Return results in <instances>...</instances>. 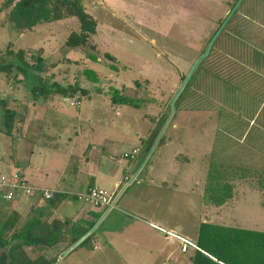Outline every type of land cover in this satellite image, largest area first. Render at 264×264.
Listing matches in <instances>:
<instances>
[{
    "label": "rangeland",
    "instance_id": "obj_1",
    "mask_svg": "<svg viewBox=\"0 0 264 264\" xmlns=\"http://www.w3.org/2000/svg\"><path fill=\"white\" fill-rule=\"evenodd\" d=\"M3 2L0 0V9ZM116 2L118 8L106 6V0H81L85 12L97 24L93 37L100 57L97 63L86 58L84 49L63 46L68 34L79 28L75 19L21 32L6 23L0 10V65L14 61L5 54L10 44L15 52L26 51L28 62L34 51L42 49L52 62L71 61L57 66V81L66 85L79 77L89 90L78 107L71 105L77 100L59 96L47 104L39 101L46 107H37L44 124L33 126V130L38 129L35 138L31 137L32 129L23 136L15 131L7 135L0 122V175L22 172L33 187L69 193H64L66 198L55 211L56 217L66 218L74 208L88 204L82 195L89 188L112 193L107 168L112 172V165L118 164L120 181L129 178L122 182L121 189L140 173L122 192L121 200L131 191L139 195L141 183H161L166 187L161 188L163 193L158 189L143 195L150 204L147 207H154L149 216H163L164 229H173L191 242L204 222L263 232L264 197L258 196V191L236 184L235 205L212 207L203 203L209 165L264 168V29L243 19L250 11L249 3L253 5L255 0H237L231 13H224L227 4L213 5L204 0ZM251 16L264 27V14ZM221 19L223 27L214 34ZM210 38L208 54L183 86L184 77L207 49ZM105 53L115 58L117 70L110 68L112 63L103 57ZM84 69L94 70L100 83L87 82L82 75ZM20 79L15 71L10 77L0 72V99L7 100L8 107L19 113L26 100L32 101ZM135 81L148 84L137 89ZM111 87L134 101L142 99L140 107L115 105L111 94L97 91ZM159 120L163 125L144 157L142 142L159 126ZM135 149L139 153L133 159L124 157ZM37 199L34 196L29 201ZM29 207L28 203L21 205L23 218ZM157 235L151 237L152 246L156 241L158 248L174 250L172 260L165 264L184 258L178 244L170 245ZM80 244L60 263L86 264L91 248L100 245L94 235ZM58 252L56 249L46 255L52 257ZM34 254L30 252V256ZM158 260L155 264L163 261Z\"/></svg>",
    "mask_w": 264,
    "mask_h": 264
},
{
    "label": "trees",
    "instance_id": "obj_2",
    "mask_svg": "<svg viewBox=\"0 0 264 264\" xmlns=\"http://www.w3.org/2000/svg\"><path fill=\"white\" fill-rule=\"evenodd\" d=\"M0 10L5 13L6 23L12 29L21 32L32 31L41 24L75 19L79 28L68 34L63 46L84 49L87 59L94 63L100 62L97 45L93 39L97 33V24L85 12L81 0H4ZM224 19L219 21L220 27ZM219 26L214 34L220 29ZM10 48L11 44L5 54L6 57H13L14 61L0 65V72L10 77L11 72L15 71L16 78L21 76L20 82L26 85L32 100L47 102L59 96L75 99L79 103L82 98L89 96V90L82 86L79 77H74L73 82L66 85L54 77L57 66L65 61L71 62L70 60L61 59L52 62L50 57H45L43 50L39 49L33 52L28 62L25 59L26 51L15 52ZM103 57L112 63L109 65L111 69L117 70L113 56L105 53ZM82 75L93 85L100 83L99 75L92 69H84ZM144 84L148 82H134L137 89ZM97 91L111 94V102L115 105L124 104L137 108L140 107L142 100L129 99L114 87L107 91L99 88ZM0 111L2 113L0 122L4 133L11 135L15 131L20 136L23 135L25 114L8 107V101L5 99H0ZM162 125L163 122L159 120V126L150 130L148 137L142 142L144 157L151 150ZM138 150H133L137 151L134 155L133 151L127 155L132 156L133 159L139 153ZM206 174L203 192L205 206L222 207L231 203L235 196L236 184L250 185L256 191L264 193V168L260 170L211 164ZM65 198L66 195L55 193L50 200L42 204H40L41 200L37 199L31 202L24 218L15 210L10 211L9 207H4L5 202L0 199V253L6 254V264H56L61 253L95 226L94 223L88 228H82L67 219H52L54 211ZM100 216L101 214L95 215L97 220ZM93 235L94 232L80 245L90 241ZM192 244L195 248L189 247L183 253L188 254L190 264H264V232L204 222L199 225L197 237ZM56 249H59L56 255L52 257L46 255L47 252ZM30 252L35 253L34 256H30Z\"/></svg>",
    "mask_w": 264,
    "mask_h": 264
},
{
    "label": "crops",
    "instance_id": "obj_3",
    "mask_svg": "<svg viewBox=\"0 0 264 264\" xmlns=\"http://www.w3.org/2000/svg\"><path fill=\"white\" fill-rule=\"evenodd\" d=\"M106 2V6L109 4V7L118 8L116 0H106ZM204 2L213 5L218 4L220 6H222V4H227L228 6L226 10H224V13H228L231 11L230 9L232 7L236 6L235 4L237 0H204ZM250 3V6L248 7L250 11L245 12L246 15L243 19L246 22H251L252 24L256 25L255 28L257 27L258 29H264L262 24L258 23V21L254 20L255 18L251 16L254 14H264V0H255L253 5ZM255 6H258L260 9ZM232 12H234V9ZM23 97L26 98L27 95ZM44 103L47 104L46 102ZM45 104H41L39 101L34 100H32L30 103L29 100H26L24 109L20 111V113L25 114V121L23 123L24 134L25 131L32 129L31 137H36L35 133L38 132V129L33 130V126H42L44 124L40 116L38 115L40 114V112L38 111L37 107H46ZM104 152L108 153L110 156L112 155V151L109 153L107 150H105ZM112 170V172H109L107 168V173H109L107 174V177H109V180L111 181L110 184L111 188L113 189L112 192H115L117 189H119L123 190L124 193L125 189L127 190L128 187H131L136 182L134 181L131 184L127 183L123 187V189H121V184L123 181H125V178L123 179V181H120L121 179L119 178V165H112ZM20 175L28 182L22 172H20ZM139 177L140 173L132 178H135L136 180ZM126 178L128 177L126 176ZM242 186H244V188L246 189L255 190L250 185ZM163 187L164 186H162L161 183L154 184L153 181L149 182L148 184L141 183V187L138 190H142V192L139 195H135L134 191H131L129 197L124 201L121 200L122 196H120L117 201L116 207L112 210H106L102 212L101 209L95 208L90 204H83L82 206L79 205V208H74V210H71L70 216L66 218L56 217V209L54 211L52 219H67L73 224L78 225L82 228H88L94 223L95 225L96 223L98 224L93 232L94 237L96 236V238L99 240L100 245L94 244V246L91 248L92 251L88 253V255L86 256V260L84 261L86 262V264H155L156 262H154V260H158L159 258L160 259L158 261L163 260L160 264H165L166 261L170 262L174 254V250L171 249V247L158 248V246L155 245L156 241L152 246L151 237L159 236L157 234H161L163 236L162 240L168 242L170 245L178 244L180 248V254L185 255L184 258H182V256L177 257L174 261V264H190L187 258V254H183L181 252V244L178 240L179 238H186L178 235L173 229H164L163 225L161 224L162 221L164 222L163 216L160 215L159 218H156L153 215L149 216V212H153L154 207H147L150 204L145 202L147 200H144L143 195L144 193L147 194L148 191L158 190ZM39 188H41V186ZM42 188L52 190L45 187ZM159 192L163 193V189H161ZM64 193L69 195V193L65 191L59 192V194ZM258 196L263 198L264 193L258 191ZM236 199L237 198L235 194L233 201L230 203L232 206L236 204ZM34 201L35 200H33L32 202ZM25 203H28L30 205L31 201H29V198L18 195L12 202H5L3 205L4 207H9L8 209L10 211L15 210L20 214L21 212L19 210L21 208V205H24ZM67 208L70 210L69 207ZM96 214H101V217L98 220L95 217ZM194 239H196V236Z\"/></svg>",
    "mask_w": 264,
    "mask_h": 264
},
{
    "label": "built area",
    "instance_id": "obj_4",
    "mask_svg": "<svg viewBox=\"0 0 264 264\" xmlns=\"http://www.w3.org/2000/svg\"><path fill=\"white\" fill-rule=\"evenodd\" d=\"M72 106H79L78 102L71 103ZM137 151H133V155ZM129 155L124 154L125 158ZM132 159V156H129ZM129 178H125V182H128ZM135 178H132L129 182L131 184ZM123 190L117 189L115 192L108 193L106 190L93 187L89 188L88 191L82 195L84 202L90 204L91 206L111 210L116 207L117 201L120 198ZM55 194L52 190H47L43 188L31 186L18 172H12L11 174L0 175V199L3 202H12L18 195H22L26 198H36L48 201ZM181 244V252L184 253L189 247H194L191 241L179 238Z\"/></svg>",
    "mask_w": 264,
    "mask_h": 264
},
{
    "label": "water",
    "instance_id": "obj_5",
    "mask_svg": "<svg viewBox=\"0 0 264 264\" xmlns=\"http://www.w3.org/2000/svg\"><path fill=\"white\" fill-rule=\"evenodd\" d=\"M227 19V18H226ZM223 27V24L221 25L219 32L221 30V28ZM212 45V41H210V43L208 44V47L206 49V51L197 59V61L193 64L192 69L190 70V72L186 75L184 82H183V86L186 84V82L188 81V79L190 78L195 66L208 54V51L210 50V47ZM101 220V219H100ZM99 220V222H100ZM98 224H96L86 235H84L83 237H81L79 240H77L76 242H74L67 250H65L63 253H61L59 255V259L56 262V264H60V259H63L71 250H73L76 246H78L82 241H84L97 227ZM7 262V256L6 254L3 252L0 256V264H6Z\"/></svg>",
    "mask_w": 264,
    "mask_h": 264
},
{
    "label": "flooded vegetation",
    "instance_id": "obj_6",
    "mask_svg": "<svg viewBox=\"0 0 264 264\" xmlns=\"http://www.w3.org/2000/svg\"><path fill=\"white\" fill-rule=\"evenodd\" d=\"M2 253H3V252L0 253V256H1Z\"/></svg>",
    "mask_w": 264,
    "mask_h": 264
}]
</instances>
